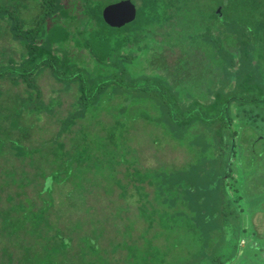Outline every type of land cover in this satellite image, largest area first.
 I'll return each instance as SVG.
<instances>
[{"label":"trees","instance_id":"1","mask_svg":"<svg viewBox=\"0 0 264 264\" xmlns=\"http://www.w3.org/2000/svg\"><path fill=\"white\" fill-rule=\"evenodd\" d=\"M27 1L39 11L29 25ZM125 1L135 18L107 21ZM5 37L14 53H0V85L11 86L0 89V200L15 191L0 209V264L240 260L264 213V126L249 109L264 107V0H0ZM81 51L92 69L75 60ZM46 71L61 92L76 88L64 117L62 97L44 100ZM46 116L58 125L48 138ZM179 146L183 162L170 153ZM128 185L144 228L114 198Z\"/></svg>","mask_w":264,"mask_h":264},{"label":"rangeland","instance_id":"2","mask_svg":"<svg viewBox=\"0 0 264 264\" xmlns=\"http://www.w3.org/2000/svg\"><path fill=\"white\" fill-rule=\"evenodd\" d=\"M27 3L30 5V8L26 9L24 11L23 15H24L25 23L27 25H29V24L32 23L33 19L36 17V15L38 14L39 11H38V8H36L37 10L35 9L36 5L34 3L28 2V1H27ZM5 38L6 39H3L1 41V43H0V53L4 52V50H7V51H5L6 54H10V53L13 54L14 50L12 48H10V50L6 49V45H10L11 43L9 41H7V40H9L8 37H5ZM13 45H15V44L13 43ZM3 46H4V50L2 51L1 48ZM194 49H192V50H194ZM263 49H264V45H263ZM228 50L230 52L231 51H235L232 48H228ZM258 51L260 53L264 54V51H262V50H258ZM259 52H257V56L258 57L261 56L259 54ZM85 54L86 53L84 51H81L79 53V55L75 58V60L83 62V64L87 65V67L89 69H92L93 68V63H92V61H90V58L87 55H85ZM168 55H169V64L173 65L174 63H176V60L180 56V50L176 48L174 52L172 51L171 53H168ZM1 58L2 57L0 55V59ZM262 66L264 68V62L262 64ZM156 73L157 74H165V73H163V72H161L159 70H156ZM209 75L211 77H213L214 79H217V80H220V78L222 77V75L219 74V72L216 71V70L212 71ZM40 85H41V87L43 89V92L45 94L44 100L46 102H48V100L51 97H56L58 95L63 98V106L57 109V113H59V115L61 117H64L67 114V111L70 109V106H71L72 102L74 101V96L77 93L76 92V88H74V87L71 88L70 92L66 93V94L64 92H61L60 89L62 87V84L57 82L54 79V77L50 74L49 71H46L40 77ZM9 87H11V86H10V84L8 82L4 83L3 86L0 85V89L4 93H5L6 90L9 89ZM21 87H23V86H21ZM183 87L186 88L184 85H183ZM12 89H13L11 91L12 94H13V92H15V93L22 92V89H20V88L12 87ZM206 89H207V84L205 83L203 85V87H201V89L195 90L194 93H196V94H205ZM53 90L55 92H53ZM3 100H4L3 98L0 99V104L8 105V102L2 103ZM249 109H250L251 115H255L257 122H259V125L257 124V126H260V127L264 126V107H262L260 105L259 106L252 105V106L249 107ZM50 119H51V117L46 116V118L44 119L43 123L39 124V127L41 126L42 128H44L43 135H42L44 138L45 137L46 138L50 137L52 135V133H54L58 129V125L55 124V120H54V122H51ZM102 120L106 121L108 123V117H105V118L103 117ZM7 124L8 123H6V125ZM202 130H204V128H201V131ZM259 131L263 132L262 129H260ZM6 146H7V144H6ZM166 147L167 146H165L164 148H166ZM168 150H170V147H167L160 154L161 155H167ZM170 153L174 154L173 157L174 156L176 157V161L177 162H183L184 160H187L186 154H188V152H187L185 147H180L179 146L176 149L171 150ZM157 156H158L157 160L159 161L160 155H157ZM164 160L166 162H168L169 158H164ZM121 170H124V169L121 168ZM41 181H42V184H43L44 181L43 180H41ZM0 184H1V182H0ZM255 184H256V186H259L256 189H264V181L263 180L260 181V182L255 183ZM12 187H13V189H5L3 192H1L2 197H1V200H0V209H5V208H8V207H11L14 204V202L13 203H9V202L6 201L7 200V195L14 194L15 185L12 186ZM69 188H70V186H69ZM69 188H67V189H69ZM67 189H65V190L63 189L62 192H61V195H63L64 192L66 194V190ZM127 191H128V194H127L126 198H119L116 195L114 196V198L116 199L118 204H122V205H125L127 207L129 215H131L133 217H137L138 214H139L138 206L140 205L138 203L139 197L137 196L136 191L132 188L131 185H128ZM147 191L150 193V199L152 200L153 196H154L152 188L148 187ZM27 192L29 194V197L34 194L32 187H29ZM56 196H59L58 193L56 194ZM64 198H66V196ZM105 201L106 202H103L105 207H101L100 204L97 207L102 215H105V214L108 215V200H105ZM16 202H18V201H16ZM94 202H96V201H94ZM129 208H130V211H129ZM137 218H139V217H137ZM139 221H140V223L138 224V226H141V227L144 228V225H146L145 222L142 219H140V218H139ZM254 224H255V227H256L257 232H258L259 235L257 237H255V238L252 235L251 237H248L247 241L244 240L242 242V244H241L242 247L246 248L247 250H245L246 252H245V254H243L241 256L240 260L239 261L236 260L233 264H264V213L259 212L255 216ZM153 233H154V231L148 233V237H151L153 235Z\"/></svg>","mask_w":264,"mask_h":264},{"label":"water","instance_id":"3","mask_svg":"<svg viewBox=\"0 0 264 264\" xmlns=\"http://www.w3.org/2000/svg\"><path fill=\"white\" fill-rule=\"evenodd\" d=\"M135 7L130 1H125L119 4L111 5L105 10V18L111 22L118 16L120 24L126 21H132L135 18Z\"/></svg>","mask_w":264,"mask_h":264}]
</instances>
